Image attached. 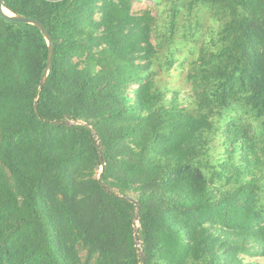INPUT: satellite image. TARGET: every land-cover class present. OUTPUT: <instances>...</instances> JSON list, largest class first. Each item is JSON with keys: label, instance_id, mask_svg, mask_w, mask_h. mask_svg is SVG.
Here are the masks:
<instances>
[{"label": "trees", "instance_id": "obj_1", "mask_svg": "<svg viewBox=\"0 0 264 264\" xmlns=\"http://www.w3.org/2000/svg\"><path fill=\"white\" fill-rule=\"evenodd\" d=\"M134 1L3 0L53 55L38 93L46 40L0 17V264L264 259V0H166L163 26ZM203 9L218 25L180 101L159 29Z\"/></svg>", "mask_w": 264, "mask_h": 264}, {"label": "rangeland", "instance_id": "obj_2", "mask_svg": "<svg viewBox=\"0 0 264 264\" xmlns=\"http://www.w3.org/2000/svg\"><path fill=\"white\" fill-rule=\"evenodd\" d=\"M156 1L159 4H156L153 0H135L132 6V13L139 14L144 10L152 9V14L159 19V25L163 26L166 20L165 13L163 14L162 10L166 7V0ZM198 17L197 25H194L195 20H177L172 40L163 35L165 33L164 27L159 29L162 37H159L157 42L161 40L163 42L158 51V60L155 61L152 70L157 74L155 76L157 83L175 90L180 101L188 98L190 94V86L186 82L185 76L189 68V62L195 57L194 51L197 52L202 43L209 41L212 31H215L218 25L217 20L211 16L208 9H203ZM187 21L191 23L190 29L187 28L189 24ZM184 34L186 38H184ZM170 41L172 44H169ZM152 42L156 44L155 39ZM168 50H171L172 58L175 59V62L166 69L165 62L169 54ZM245 260L248 264L252 261L264 264V259L253 260L246 258Z\"/></svg>", "mask_w": 264, "mask_h": 264}, {"label": "water", "instance_id": "obj_3", "mask_svg": "<svg viewBox=\"0 0 264 264\" xmlns=\"http://www.w3.org/2000/svg\"><path fill=\"white\" fill-rule=\"evenodd\" d=\"M7 13H6V12ZM0 17H2L3 19H5L8 22H12V23H18V24H29V25H33L35 27H37L39 29V31L42 33V35L44 36L45 40H46V44H47V60H46V64H45V68L43 70L41 79H40V83H39V87H38V93H40L43 89V86L45 84L46 78L48 76V72L51 66V58L53 55V43L52 40L47 32V30L45 29V27L38 21L36 20H32V19H28L25 17H21V16H17L14 15L13 13L9 12L7 9H5L4 4H3V0H0ZM36 106L37 103L35 102L34 104V108L36 111ZM70 125H84L86 127H88L85 123H83L82 121H77V122H69ZM95 142L97 143V139H96V135L94 133V131H92ZM99 151V149H98ZM104 169V164L102 163L101 165V169H100V173L103 172ZM125 200H127L128 202L132 203L135 205L136 207V220L134 222V238L137 241L138 245H139V241H138V237H137V220H138V203L136 200H134L132 197H125ZM139 258L142 260V262H144V255L143 253L140 251L139 252Z\"/></svg>", "mask_w": 264, "mask_h": 264}, {"label": "bare ground", "instance_id": "obj_4", "mask_svg": "<svg viewBox=\"0 0 264 264\" xmlns=\"http://www.w3.org/2000/svg\"><path fill=\"white\" fill-rule=\"evenodd\" d=\"M6 12V11H5ZM7 13V12H6Z\"/></svg>", "mask_w": 264, "mask_h": 264}]
</instances>
